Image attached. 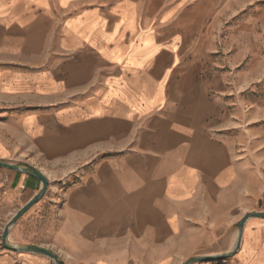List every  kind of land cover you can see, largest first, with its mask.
Segmentation results:
<instances>
[{
  "label": "crops",
  "instance_id": "obj_1",
  "mask_svg": "<svg viewBox=\"0 0 264 264\" xmlns=\"http://www.w3.org/2000/svg\"><path fill=\"white\" fill-rule=\"evenodd\" d=\"M248 10L0 0V221L42 189L29 171L49 182L12 241L61 264H181L228 246L264 203V17ZM259 224L243 233L249 264H264Z\"/></svg>",
  "mask_w": 264,
  "mask_h": 264
},
{
  "label": "rangeland",
  "instance_id": "obj_2",
  "mask_svg": "<svg viewBox=\"0 0 264 264\" xmlns=\"http://www.w3.org/2000/svg\"><path fill=\"white\" fill-rule=\"evenodd\" d=\"M258 12H259V14H258ZM248 14L250 17L254 16V15H259V16L264 17V0H249ZM255 31L262 33L264 35V21H263V23L259 22L255 26ZM262 43H264V39L262 40ZM258 212H264V203L263 202H261L257 208L250 210L249 213L243 217L241 222H243V220L246 217H248V218L244 222V227L242 229V239H243V233L247 228L251 229L253 227H258V226H260L259 223L264 224V218L256 217L253 215L254 213H258ZM12 217L13 216H8V217L3 218L0 221V261H2V259L5 258V256L8 253L15 255V256L19 255V253H24V251H17V250H14L12 248H8L4 245L3 234H4V232L7 228V225H8V223ZM47 218L48 217H46V219H42V220H45L44 222L47 223ZM241 222L238 225L234 226V231L232 233L233 240L231 241V243L228 246H224L222 243H218L217 246L210 247L209 249L203 250L201 253H199L198 255H196L194 257L212 256L214 258L211 260H205V261L196 262L193 264H249V261L246 260L245 257L243 256L244 252H243L242 245L240 244V246H239V239L241 236V228H240ZM10 234H11V229H10V232L8 235L7 244H9L13 247H19V248L29 246L26 244L14 243L10 237ZM47 249L56 253L54 248H47ZM194 257H190V258L185 259V261L181 264H186L190 259H192ZM53 264H57V262L54 261Z\"/></svg>",
  "mask_w": 264,
  "mask_h": 264
},
{
  "label": "water",
  "instance_id": "obj_3",
  "mask_svg": "<svg viewBox=\"0 0 264 264\" xmlns=\"http://www.w3.org/2000/svg\"><path fill=\"white\" fill-rule=\"evenodd\" d=\"M0 165H6L2 162H0ZM32 175L36 176L38 179L41 180L43 186H42V189L39 191V193H37L26 205H24L12 218L11 220L9 221L8 225H7V228L3 234V242H4V245L8 248H12L14 250H17V251H24V252H33V253H37V254H42V255H45V256H48L49 258L53 259L54 261L57 262V264H61V261L58 257V255L46 248H43V247H37V246H27V247H23V248H19V247H13L9 244H7V239H8V235H9V232H10V229L11 227L33 206L35 205L38 201H40L43 196L46 194L47 192V189H48V185H49V182H48V179L42 174L40 173L38 170L36 169H33L31 171H29ZM254 216L256 217H261V218H264V212H258V213H254L253 214ZM249 216V215H248ZM248 217H246L243 222H241L240 224V228H241V236H240V239H239V246L242 242V229L244 227V222L246 221ZM214 257L212 256H201V257H194L192 259H190L186 264H193V263H196V262H202V261H205V260H211L213 259Z\"/></svg>",
  "mask_w": 264,
  "mask_h": 264
}]
</instances>
